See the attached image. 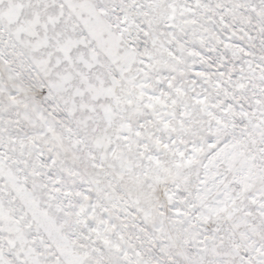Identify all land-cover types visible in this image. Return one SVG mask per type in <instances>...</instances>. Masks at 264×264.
Here are the masks:
<instances>
[{
  "label": "snow or ice",
  "instance_id": "obj_1",
  "mask_svg": "<svg viewBox=\"0 0 264 264\" xmlns=\"http://www.w3.org/2000/svg\"><path fill=\"white\" fill-rule=\"evenodd\" d=\"M0 264H264V0H0Z\"/></svg>",
  "mask_w": 264,
  "mask_h": 264
}]
</instances>
